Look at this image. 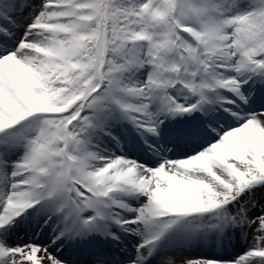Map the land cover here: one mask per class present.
I'll return each mask as SVG.
<instances>
[{
	"label": "snow or ice",
	"instance_id": "snow-or-ice-1",
	"mask_svg": "<svg viewBox=\"0 0 264 264\" xmlns=\"http://www.w3.org/2000/svg\"><path fill=\"white\" fill-rule=\"evenodd\" d=\"M0 264H264V0H0Z\"/></svg>",
	"mask_w": 264,
	"mask_h": 264
}]
</instances>
